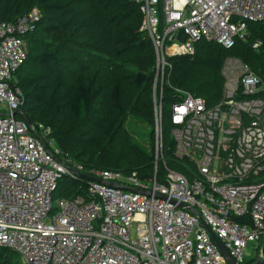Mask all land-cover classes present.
I'll return each instance as SVG.
<instances>
[{
	"label": "built area",
	"instance_id": "obj_1",
	"mask_svg": "<svg viewBox=\"0 0 264 264\" xmlns=\"http://www.w3.org/2000/svg\"><path fill=\"white\" fill-rule=\"evenodd\" d=\"M132 1L153 44L160 87L168 58L194 54L199 41L225 50L241 41L264 58V42L249 39L247 27L264 23V0ZM40 16L32 8L0 21V246L23 264H228L214 236L238 264L246 255L261 259L264 72L228 55L217 103L176 91L169 132L174 158L186 161L184 173L167 166L163 154L162 88L155 101L153 175L85 171L59 150L49 126L28 124L16 113L24 96L15 72ZM63 177L87 180L86 190L53 204Z\"/></svg>",
	"mask_w": 264,
	"mask_h": 264
},
{
	"label": "trees",
	"instance_id": "obj_2",
	"mask_svg": "<svg viewBox=\"0 0 264 264\" xmlns=\"http://www.w3.org/2000/svg\"><path fill=\"white\" fill-rule=\"evenodd\" d=\"M32 8L41 16L26 36L27 57L15 72L24 96L17 116L49 126L59 150L85 171L103 167L134 172L141 179L152 176L156 56L147 32L140 30L137 5L132 0H0V21H13ZM247 27L249 39L264 42V23ZM228 55L240 57L257 74L264 72L263 54L241 41L232 50L199 41L194 54L168 58L171 67L157 87L159 92L162 88L163 154L173 170L184 173L186 161L173 156L167 108L177 90L202 97L208 106L217 103L220 69ZM162 171L159 162L157 174ZM59 186V197L74 198L84 194L87 180L63 177ZM261 242L264 264V238ZM0 264L23 263L13 250L0 246Z\"/></svg>",
	"mask_w": 264,
	"mask_h": 264
},
{
	"label": "rangeland",
	"instance_id": "obj_3",
	"mask_svg": "<svg viewBox=\"0 0 264 264\" xmlns=\"http://www.w3.org/2000/svg\"><path fill=\"white\" fill-rule=\"evenodd\" d=\"M38 9V8H37ZM39 10V9H38ZM39 12H40V10H39ZM41 14V13H40ZM141 25V24H140ZM244 59H246L248 62H250V61H252V60H250V58H249V56H247V55H245V57H244ZM155 72H156V67H155ZM158 79L155 77V74H154V78H153V84H152V101H153V118H154V114H155V101H156V98H157V96H158V93H160L159 91H158V87H157V85H158ZM160 84V83H159ZM182 91H185V90H182ZM168 116H169V109L167 108V112H166V117L168 118ZM163 117V116H162ZM154 127V126H153ZM153 130H155V128H153ZM163 134H164V132H163V129H162V136H163ZM169 139L171 140V138L169 137ZM153 142H154V140H153ZM172 159V158H171ZM174 162L176 163V162H178V163H180L179 161H176V160H174ZM183 166H186V165H184L183 164ZM102 169L103 167H98L97 169ZM59 188H60V186L58 185V188H57V190L52 194V203L53 204H55V202H56V200L58 199V190H59ZM263 251V250H262ZM18 258L20 259V257L18 256ZM251 258V255H249V256H247L246 255V261L247 260H249ZM20 261H21V259H20ZM21 263H22V261H21Z\"/></svg>",
	"mask_w": 264,
	"mask_h": 264
},
{
	"label": "water",
	"instance_id": "obj_4",
	"mask_svg": "<svg viewBox=\"0 0 264 264\" xmlns=\"http://www.w3.org/2000/svg\"><path fill=\"white\" fill-rule=\"evenodd\" d=\"M18 112H21V110H18ZM24 119L26 120V122L28 124H30V120L25 116ZM213 240L215 241V243L217 244L219 250L221 251V253L223 254L225 260L227 261L228 264H238L233 257L228 253V251L222 246V244L213 236L212 237ZM263 253V251H262ZM262 260L258 259L256 262L252 263V264H261Z\"/></svg>",
	"mask_w": 264,
	"mask_h": 264
}]
</instances>
